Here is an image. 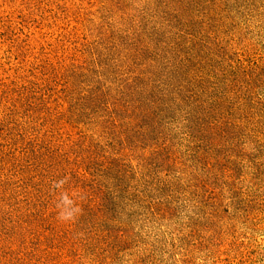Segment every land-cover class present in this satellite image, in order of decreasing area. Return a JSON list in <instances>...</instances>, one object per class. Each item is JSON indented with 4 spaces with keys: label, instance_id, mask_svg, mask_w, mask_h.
Returning <instances> with one entry per match:
<instances>
[{
    "label": "rangeland",
    "instance_id": "rangeland-1",
    "mask_svg": "<svg viewBox=\"0 0 264 264\" xmlns=\"http://www.w3.org/2000/svg\"><path fill=\"white\" fill-rule=\"evenodd\" d=\"M0 264H264V0H0Z\"/></svg>",
    "mask_w": 264,
    "mask_h": 264
}]
</instances>
